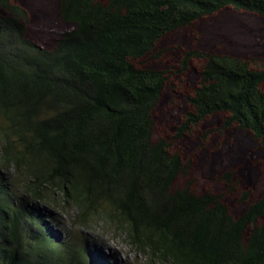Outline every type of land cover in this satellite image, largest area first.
Wrapping results in <instances>:
<instances>
[{"label": "trees", "instance_id": "16d2710c", "mask_svg": "<svg viewBox=\"0 0 264 264\" xmlns=\"http://www.w3.org/2000/svg\"><path fill=\"white\" fill-rule=\"evenodd\" d=\"M57 1L74 28L46 47L28 36L25 8L0 0V264H110L82 235H53L36 201L81 226L102 217L151 264H264V190L243 192L234 216L221 194L173 188L187 165L152 138L168 69L132 62L224 7L264 17V0ZM191 58L204 63L174 137L225 113L223 127L264 139V69L191 50L181 70Z\"/></svg>", "mask_w": 264, "mask_h": 264}, {"label": "rangeland", "instance_id": "374dc122", "mask_svg": "<svg viewBox=\"0 0 264 264\" xmlns=\"http://www.w3.org/2000/svg\"><path fill=\"white\" fill-rule=\"evenodd\" d=\"M13 1L27 11L28 36L41 45L51 47L60 34L74 28V24L60 18L57 0ZM191 50L232 54L251 59L253 68L264 69V17L224 7L166 34L144 57L132 61L138 67L168 69V79L152 113V138L167 140L169 150L178 153L187 165L176 177L173 188L189 184L196 194H221L235 216L246 203L240 201L243 192H248L247 201H252L264 190V139L252 138L235 124L223 127L228 116L225 113L209 115L189 126L180 137H174L185 113L192 110L187 97L198 85L204 63L201 58H191L186 69L181 70L183 54ZM224 173H231L229 184L222 179ZM36 205L44 208V213H51L46 223L61 240L82 235L93 247V253L106 256L110 264H151L147 257L131 250L123 235L102 217L92 216L81 226L75 223L69 209L63 211L38 201Z\"/></svg>", "mask_w": 264, "mask_h": 264}]
</instances>
